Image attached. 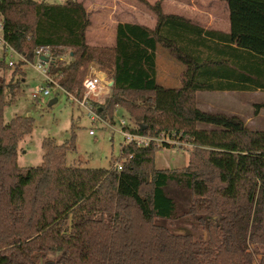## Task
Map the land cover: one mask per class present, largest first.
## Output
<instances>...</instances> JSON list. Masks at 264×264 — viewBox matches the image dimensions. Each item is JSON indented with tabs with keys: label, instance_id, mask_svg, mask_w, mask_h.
I'll return each instance as SVG.
<instances>
[{
	"label": "trees",
	"instance_id": "trees-1",
	"mask_svg": "<svg viewBox=\"0 0 264 264\" xmlns=\"http://www.w3.org/2000/svg\"><path fill=\"white\" fill-rule=\"evenodd\" d=\"M224 1L228 32L145 1L155 27L119 22L115 45L97 47L87 42L81 1L0 0L3 38L25 58L10 80L0 77V264H264V130L197 105L199 92L264 91V0ZM40 47L66 93L82 95L90 65L106 72L112 84L104 103H93L98 114L113 122L120 106L137 123L132 132L192 143L189 164L157 168L156 153L172 145L152 142L123 145L121 170L68 165L74 140L46 138L42 163L20 166L19 143L34 119L6 123L3 113L23 90L21 65ZM159 48L182 63L180 85L157 80ZM13 67L0 59V70ZM172 184L193 197L182 217H220L207 224L206 242L163 222L176 218Z\"/></svg>",
	"mask_w": 264,
	"mask_h": 264
},
{
	"label": "rangeland",
	"instance_id": "rangeland-1",
	"mask_svg": "<svg viewBox=\"0 0 264 264\" xmlns=\"http://www.w3.org/2000/svg\"><path fill=\"white\" fill-rule=\"evenodd\" d=\"M41 1V0H40ZM50 3L63 2V0H47ZM121 4L119 11L111 15L121 21H137L147 24L150 27L156 25V15L145 1L150 5L161 3L166 14L180 15L191 18L202 24L205 28L227 29L228 27V7L224 0H119ZM144 1V2H143ZM87 6L90 17V25L87 29V41L91 46L113 47L115 45V27L108 23L103 26L102 14L98 9L103 4L109 5L111 0H82ZM114 23V22H112ZM3 33L0 31V59L4 58L8 63V53L4 49L2 41ZM12 69L0 70V77L6 80L13 77L15 65L24 62L20 55L17 57ZM46 64V63H45ZM25 72V82L20 94L12 98L10 103L4 108V121L8 123L16 116H30L34 119L33 131L25 135L19 143L18 164L23 167L38 166L42 163L45 149L43 142L46 138H52L58 144H63L73 139L75 148L66 153V163L68 165L109 168L118 161L121 150L125 142L122 134L121 120L127 121L132 128L137 127V123L125 108L118 106L115 111L113 122L101 117L99 120H91L87 112L69 94L57 85L50 84L44 69H37L32 61H25L21 65ZM183 65L176 58L171 56L164 48H159L157 53V80L166 86L180 85L179 73ZM102 73L105 77L101 90L94 96L97 103H104L110 94V77L99 69L96 65H90V72ZM87 74V75H88ZM86 75V76H87ZM15 79L21 77L18 73ZM51 77V76H50ZM20 79V78H19ZM42 87L50 90L49 95L33 98L31 94L39 91ZM84 90L81 96H84ZM93 97V96H92ZM197 105L208 112L224 113L227 115L240 116L246 125L254 130H264V92H201L197 96ZM57 101L49 105L51 99ZM201 128H211L210 125L200 124ZM93 129L94 134H90ZM157 144V143H156ZM160 144H157L159 146ZM180 146V147H179ZM194 147L190 142H177L172 147H164L156 153L155 166L159 169L183 168L189 164L190 148ZM170 195L176 201V218L174 220L163 221L171 226L172 231L178 233H190L196 241L206 242L209 239L207 224L219 221V216L188 215L182 217L193 201V197L185 189L172 184L169 188ZM260 249H257L259 257ZM258 263V259L256 260Z\"/></svg>",
	"mask_w": 264,
	"mask_h": 264
},
{
	"label": "built area",
	"instance_id": "built-area-1",
	"mask_svg": "<svg viewBox=\"0 0 264 264\" xmlns=\"http://www.w3.org/2000/svg\"><path fill=\"white\" fill-rule=\"evenodd\" d=\"M0 31H2L3 33V22L1 19H0ZM2 41L4 43V49L8 53L7 61L10 66H13L14 63L17 61L18 55H20L21 58H23V60L25 59L24 56L19 52H17L10 44H8L3 37H2ZM48 54H49V50L46 47H40L36 50V57L33 63L38 70L41 71L42 69H44L47 72L45 61H43L41 57L48 56ZM46 77L49 82L53 83L54 85H57L60 88L59 84L52 77H50L47 74ZM104 80L105 77L102 73L91 71L83 80V87L85 93L83 97H78V95H76L75 93H67L70 95V97L73 100H75L82 108L86 110L87 115L90 117L91 120L94 121L101 119V116L96 111L93 103L96 102L94 96L99 92V90H101ZM49 94H50V90L47 87H42L39 91L33 92L31 96L33 98H39V96H45ZM121 125H122V134L125 137L124 145L132 143L138 147H144L150 145L152 142L157 144H162L167 142L173 146L176 145L177 142L183 144L184 142H186V140H180L179 138H173V137L171 138L169 135H165L163 133L159 136H155L151 134H140V133L132 132L128 128L127 121L124 119L121 120ZM89 132L90 134H94L93 129H90ZM121 158L118 161H116L114 164V168L117 170H121L123 168V159Z\"/></svg>",
	"mask_w": 264,
	"mask_h": 264
},
{
	"label": "crops",
	"instance_id": "crops-1",
	"mask_svg": "<svg viewBox=\"0 0 264 264\" xmlns=\"http://www.w3.org/2000/svg\"><path fill=\"white\" fill-rule=\"evenodd\" d=\"M44 1H46V2H48L47 0H44ZM64 1V0H63ZM78 1H81L82 2V0H78ZM120 4H121V1H119V0H111V3L109 4V5H105V4H103L102 5V7L100 8V9H98V12H99V14H102L103 15V17H101V19L103 20V26L105 27V26H108L107 24L108 23H110L112 26H114L115 27V32H114V40H115V34H116V26H117V24L119 23V22H134V23H139V22H137V21H121V20H119L118 19V15L116 14L115 15V17H113L111 14L115 11V12H117V11H119V6H120ZM227 4V3H226ZM85 5V4H84ZM85 7H86V9H87V6L85 5ZM228 7V6H227ZM189 19V18H188ZM190 20H192L193 22H195V23H197V24H199V25H201L202 27H204L202 24H200V23H198V22H196V21H194L193 19H191L190 18ZM228 21H229V9H228ZM112 22H114V23H112ZM139 24H143V23H139ZM143 25H146V26H148L147 24H143ZM150 27V26H149ZM229 27H230V21H229V23H228V27H227V29H219V28H210V29H213V30H218V31H224V32H228L229 31ZM152 28V27H151ZM205 28V27H204ZM206 29H209V28H206ZM88 42V41H87ZM89 43V42H88ZM108 89H109V87H108ZM256 91H261V92H264V91H262V90H256ZM255 91V92H256ZM204 92H209V91H204ZM215 92H220V91H215ZM229 92H248V91H229ZM199 93H201V92H199ZM198 93V94H199ZM198 94H197V96H198ZM198 98V97H197Z\"/></svg>",
	"mask_w": 264,
	"mask_h": 264
},
{
	"label": "water",
	"instance_id": "water-1",
	"mask_svg": "<svg viewBox=\"0 0 264 264\" xmlns=\"http://www.w3.org/2000/svg\"><path fill=\"white\" fill-rule=\"evenodd\" d=\"M41 59H42L43 61H45V63L48 62V58H47L46 56H42ZM111 84H112V82H111ZM56 101H57L56 98L51 99L50 102H49V105L53 104V103L56 102Z\"/></svg>",
	"mask_w": 264,
	"mask_h": 264
}]
</instances>
